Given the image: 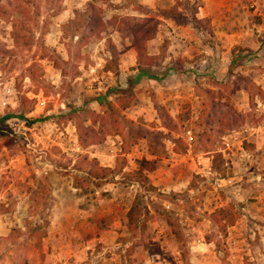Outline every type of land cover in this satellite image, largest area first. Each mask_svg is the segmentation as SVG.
<instances>
[{
	"label": "rangeland",
	"instance_id": "374dc122",
	"mask_svg": "<svg viewBox=\"0 0 264 264\" xmlns=\"http://www.w3.org/2000/svg\"><path fill=\"white\" fill-rule=\"evenodd\" d=\"M159 2L0 0V264H264V66L201 67L166 35L198 0Z\"/></svg>",
	"mask_w": 264,
	"mask_h": 264
},
{
	"label": "crops",
	"instance_id": "0c3cea01",
	"mask_svg": "<svg viewBox=\"0 0 264 264\" xmlns=\"http://www.w3.org/2000/svg\"><path fill=\"white\" fill-rule=\"evenodd\" d=\"M246 1L247 0H198V7L194 16H192V18L186 23L179 24L172 19L168 21L166 27L169 30V33H166V35H169L170 39H173L172 46H184L186 48L185 54L189 57L195 58L198 55H202L197 58L201 67L207 68L211 65V67L216 70L223 67H226L227 69L231 67V70H235L233 68L236 65L241 67L250 66L247 71H244L243 73L245 75H251L253 80L256 81V78L259 79L263 76L260 66H264V57H257L264 55V25H260L259 22H252V20L249 19L251 14H248L244 8L247 4ZM141 3L144 6H149L154 9L158 7L160 2L159 0H141ZM176 4V0H172L170 7H174ZM179 11H182V9L179 8ZM258 11L259 12L256 13L254 12V14H264V10H262V12L259 8ZM171 20L173 22L169 23ZM195 20L209 21L213 32L210 33L209 31L200 30L195 26ZM159 26L158 34H161L163 33L161 28L163 27V24H160ZM234 27H236V29H234ZM206 35H208L210 39L206 38ZM219 45H223L222 48L225 47L229 50L231 54L230 57L227 53L225 54V51H219L221 49V46ZM201 47H203L204 50H202ZM214 48H218L219 50H215ZM236 48H238V50L241 49L244 52H247L245 51L247 49H250L253 52H258L253 59L255 61H252L250 64L248 61L233 64V62H236V59L233 58L231 52ZM172 51L175 52V50ZM210 52L211 54H214L215 57L209 56ZM170 59H172V57ZM170 62L172 61L170 60ZM172 64L174 67L173 62ZM136 71H139V69ZM174 71L175 70L173 69L172 72L174 73ZM218 74L220 73L218 72ZM182 76L184 78L186 73H183ZM151 78L152 77L148 75H144L139 81L140 85L150 81ZM186 79V81L191 80L188 76H186ZM126 83L127 85L130 83L128 75H126ZM254 98L260 99L261 97L256 95ZM252 128L253 130L264 132V123L255 125Z\"/></svg>",
	"mask_w": 264,
	"mask_h": 264
},
{
	"label": "trees",
	"instance_id": "16d2710c",
	"mask_svg": "<svg viewBox=\"0 0 264 264\" xmlns=\"http://www.w3.org/2000/svg\"><path fill=\"white\" fill-rule=\"evenodd\" d=\"M195 22L198 23L200 21L195 20ZM157 34H158V25H157V27H156V29L154 31V38H153V35H151V36L150 35H146L144 37L145 43L142 42V45H139V48H138L139 49L138 50L139 53H141L142 55L147 54V44H146V42H148V41H150L152 39L154 40ZM136 48H137V46H136ZM230 69H231V67H230ZM139 70H140V75H139V78H138V83H139L140 79H142V77L144 75H147V73L145 72V70L142 67L139 68ZM151 79L156 80V78H153V77ZM251 94H252V97H254L256 95H258L259 97H261V96H264V91L259 87V88H257V92L255 94H253V93H251ZM96 101H98V103H102L103 101H105V98H102V99L99 98ZM19 117L22 118V119H24V120H26L27 123L32 122V121H30L29 119L25 118L22 115L19 116ZM5 123H6V119L5 118L0 119V135L3 134L2 126H4ZM140 166H141L140 168L142 170H138L137 174H140V177H142L144 170L153 171V170L156 169V161L148 160V159H143L141 161V165ZM143 178H146V177L143 176ZM139 181L141 182V180H139ZM143 209L144 208H143L142 204L140 203V201L138 199L135 200L134 205L131 207V209L129 211V215H128V218H129L128 219V226H129V228L132 231H136L139 228V220H140V216L142 214Z\"/></svg>",
	"mask_w": 264,
	"mask_h": 264
},
{
	"label": "built area",
	"instance_id": "2783aa9c",
	"mask_svg": "<svg viewBox=\"0 0 264 264\" xmlns=\"http://www.w3.org/2000/svg\"><path fill=\"white\" fill-rule=\"evenodd\" d=\"M8 93H11V90H10V89L8 90ZM43 105H44V102L42 103V106H43Z\"/></svg>",
	"mask_w": 264,
	"mask_h": 264
}]
</instances>
